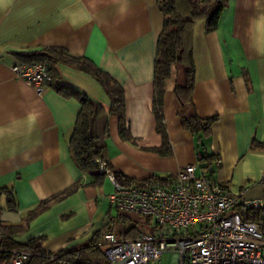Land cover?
Wrapping results in <instances>:
<instances>
[{
	"label": "crops",
	"instance_id": "crops-1",
	"mask_svg": "<svg viewBox=\"0 0 264 264\" xmlns=\"http://www.w3.org/2000/svg\"><path fill=\"white\" fill-rule=\"evenodd\" d=\"M157 1L0 0V188L13 190L19 204L10 211L2 196L1 220L24 229L13 236L16 242L42 238L43 250L52 254L92 241L108 225L121 238L143 221L136 214L120 215L109 199L112 183L105 177L92 185V177L73 162L68 142L79 103L48 86L39 95L14 75L12 67L20 64L16 53L44 48L85 57L123 87L132 140L121 138L119 118L110 116L108 162L114 172L136 181L175 176L189 165L198 164L201 172L197 155L207 153L215 157L214 181L247 199L264 198V0H229L216 31L207 34L205 22L197 26L193 101L200 118L218 120L199 149L196 137L182 127L175 78L168 81L164 118L170 156L155 151L163 144L153 112L154 60L164 25ZM59 73L63 85L110 109L94 78L67 66ZM77 183L76 191L30 217ZM151 222L143 233L154 231Z\"/></svg>",
	"mask_w": 264,
	"mask_h": 264
},
{
	"label": "trees",
	"instance_id": "trees-1",
	"mask_svg": "<svg viewBox=\"0 0 264 264\" xmlns=\"http://www.w3.org/2000/svg\"><path fill=\"white\" fill-rule=\"evenodd\" d=\"M158 8L164 16L163 30L158 38L154 60V105L153 112L157 121V132L162 135V147L156 149L162 156H170L172 148L169 142L164 118V95L168 81L175 78L174 93L181 105L179 117L182 127L196 137L199 149L209 136L218 117L202 119L198 116L193 101L196 84V62L194 57L195 34L199 23L206 22L205 32L211 33L219 27L223 13L229 7V0H158ZM23 64L47 63L52 77L49 88L66 99L76 100L81 106L76 123L71 133L68 147L73 162L83 173L92 177V185H100L105 175L100 171L99 162H108L107 141L110 137V116L119 118V132L123 140L131 141L126 124V100L123 87L107 72L94 62L71 54L62 48H44L29 53H16ZM60 66H67L94 78L108 96L111 107L105 108L101 103L79 91L62 84ZM214 156L204 153L199 160L201 169L211 173ZM117 181L125 187H147L156 184H168L172 177L153 176L145 181H136L126 175L114 172ZM81 186L75 184L59 196L43 202L30 217L46 210L51 202L73 193ZM7 196V208L18 209L16 193L8 188H0V200ZM3 208L0 203V264H11L14 253H28L30 258L24 264H106L104 251L100 247L101 239L112 233V225L106 226L90 242L79 247L46 253L42 248V238L31 239L20 244L13 239L21 226L7 225L1 220ZM243 221L256 223L264 235V211L238 208ZM114 220H112L113 222ZM143 233L138 225H131L122 232L121 238L135 239Z\"/></svg>",
	"mask_w": 264,
	"mask_h": 264
},
{
	"label": "built area",
	"instance_id": "built-area-1",
	"mask_svg": "<svg viewBox=\"0 0 264 264\" xmlns=\"http://www.w3.org/2000/svg\"><path fill=\"white\" fill-rule=\"evenodd\" d=\"M14 75L33 85L39 95L51 83L44 64H16ZM198 161L202 153L197 155ZM100 171L112 183L111 203L120 215L149 217L153 232L138 238L104 236L106 264H264V235L256 223L243 221L238 208L264 211V198L247 199L214 181L197 165L180 170L168 184L125 187L107 162ZM169 177V176H168ZM28 253H14L11 264H24Z\"/></svg>",
	"mask_w": 264,
	"mask_h": 264
},
{
	"label": "rangeland",
	"instance_id": "rangeland-1",
	"mask_svg": "<svg viewBox=\"0 0 264 264\" xmlns=\"http://www.w3.org/2000/svg\"><path fill=\"white\" fill-rule=\"evenodd\" d=\"M202 23V22H201ZM200 23V24H201ZM206 23V22H205ZM199 24V25H200ZM151 218H149V217H143V221H142V223L139 225L140 226V228L143 230V231H148L149 229V227H148V225H150L152 222H151ZM146 221H148V223L146 222ZM162 264H172V256L171 255H169V254H166L164 257H163V262H162Z\"/></svg>",
	"mask_w": 264,
	"mask_h": 264
}]
</instances>
